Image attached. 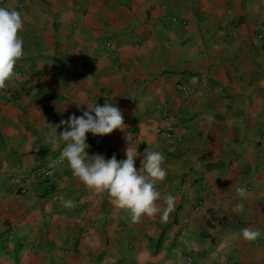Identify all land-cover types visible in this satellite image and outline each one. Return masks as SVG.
Returning <instances> with one entry per match:
<instances>
[{"label": "crops", "instance_id": "obj_1", "mask_svg": "<svg viewBox=\"0 0 264 264\" xmlns=\"http://www.w3.org/2000/svg\"><path fill=\"white\" fill-rule=\"evenodd\" d=\"M0 7L25 20V55L14 68L21 73L0 90V264H187L190 255L194 264H264L257 35L264 0H0ZM85 101L117 106L128 126L88 133L89 155L124 160L130 146L141 154L139 169L145 149L163 154L158 203L176 198L168 222L157 214L132 223L69 165L31 177L19 193L23 175L66 144L65 125L49 139L52 125L81 116ZM159 126L176 139L158 134ZM69 200L74 207L64 206ZM245 228L260 237L245 240Z\"/></svg>", "mask_w": 264, "mask_h": 264}, {"label": "clouds", "instance_id": "obj_2", "mask_svg": "<svg viewBox=\"0 0 264 264\" xmlns=\"http://www.w3.org/2000/svg\"><path fill=\"white\" fill-rule=\"evenodd\" d=\"M24 25L25 20L20 12L0 7V90L8 87L7 82L16 75L14 68L17 62L25 55L24 41L20 38ZM82 104H86L87 109L81 116L72 114L50 129L49 139L55 141L57 129L61 125L66 126L59 132V138L66 142L61 153L62 160L67 161L73 175L88 190L96 194L107 193L117 208L130 212L132 223H139L145 216L152 218L157 214H160L163 222H168L175 210L176 198L168 195L163 208L158 203L161 194L156 190V185L167 178L163 154L145 149L139 169L135 162L141 154L130 146L125 149L127 158L124 160H117L115 155L107 160L101 154L89 155L86 151L90 147L87 143L88 133L105 136L118 129L125 131L128 126L117 106L109 103L93 105L85 101L77 107ZM237 193L241 198L246 197L245 189H237ZM64 206L72 208L74 204L69 200ZM242 207V204H237V208ZM260 235L258 230L243 229L245 240L252 241Z\"/></svg>", "mask_w": 264, "mask_h": 264}, {"label": "built area", "instance_id": "obj_3", "mask_svg": "<svg viewBox=\"0 0 264 264\" xmlns=\"http://www.w3.org/2000/svg\"><path fill=\"white\" fill-rule=\"evenodd\" d=\"M230 28V27H229ZM229 38H233L234 36V31L233 29L229 30ZM258 37L262 40H264V32H260L257 34ZM109 45V44H107ZM14 73L15 74H19L21 73L20 70H16L14 69ZM178 88L184 90L185 92H187L188 88L186 87V85L180 84L178 86ZM155 131L164 136L165 138L169 139V140H174L176 139V135L174 134V132H172L171 130H169L166 127H157L155 129ZM134 137L136 136L135 132L132 134ZM66 146V144L59 150V152L53 156L52 158L46 160L45 162L39 164L38 166L34 167L32 170H30L28 173L24 174V178L22 179V182L19 184V188L18 191L20 194H24L28 191V182L31 181V177H35V178H39V179H47L50 176H52L53 174L56 173V171L58 170V168L60 167H64L67 166L68 163L66 160H62L61 158V153L64 149V147ZM202 205L201 203L198 204L197 206V210L201 209ZM186 263L187 264H194V256L190 255L186 258Z\"/></svg>", "mask_w": 264, "mask_h": 264}]
</instances>
